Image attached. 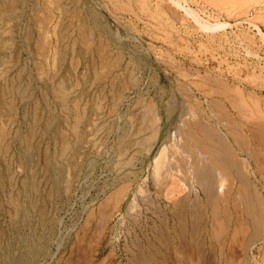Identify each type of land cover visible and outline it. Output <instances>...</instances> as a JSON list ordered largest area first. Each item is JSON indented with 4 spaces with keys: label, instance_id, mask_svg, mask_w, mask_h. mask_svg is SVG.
Masks as SVG:
<instances>
[{
    "label": "rangeland",
    "instance_id": "rangeland-1",
    "mask_svg": "<svg viewBox=\"0 0 264 264\" xmlns=\"http://www.w3.org/2000/svg\"><path fill=\"white\" fill-rule=\"evenodd\" d=\"M0 264H264V0H0Z\"/></svg>",
    "mask_w": 264,
    "mask_h": 264
},
{
    "label": "bare ground",
    "instance_id": "bare-ground-1",
    "mask_svg": "<svg viewBox=\"0 0 264 264\" xmlns=\"http://www.w3.org/2000/svg\"><path fill=\"white\" fill-rule=\"evenodd\" d=\"M73 1V0H72ZM45 6V5H44ZM58 7V6H57ZM49 8V7H48ZM56 8V7H55ZM221 24V23H220ZM48 25V24H47ZM202 25V24H201ZM219 24L217 23V26H218ZM222 25V24H221ZM207 26V25H206ZM220 26V25H219ZM215 27H216V25H215ZM46 35V34H45ZM49 56V55H48ZM44 67V66H43ZM42 69V68H41ZM2 70V69H1ZM199 130V132H201V135L203 136V137H206L207 139L208 138H210V137H212L211 135H212V133L209 131V130H207V128H205L204 126H201L200 125V127L198 128ZM189 135H191V134H189ZM194 135V134H193ZM192 135V136H193ZM192 138V137H191ZM194 138H198V140H200V138L201 137H199V136H195L194 135ZM194 140V139H193ZM196 140V139H195ZM191 141V140H190ZM202 142V141H201ZM216 142V141H215ZM217 143V142H216ZM222 144V143H221ZM199 145H200V143H199ZM218 145H219V143H218ZM165 147V146H164ZM197 147H198V145H197ZM208 147H210V146H208ZM199 148H200V146H199ZM194 150V149H193ZM204 150V149H203ZM209 150H211L212 152H213V150L212 149H209ZM216 151V150H215ZM218 151V150H217ZM219 152V151H218ZM206 153H207V151H206ZM211 153V152H210ZM213 154H214V152H213ZM165 156H166V153H165V150H164V148H162L160 151H159V154L155 157V159H154V165H153V174H154V176H155V178L156 179H158L159 177H164L165 178V176L167 175V177H169V185H170V187H172V186H175L176 188H170V190H169V188H167L166 189V193H167V197H168V194L170 193V194H174L173 196H175V194L176 193H180V192H182L183 191V188L181 187L182 186V180L177 176V172H172L170 169L171 168H169L170 166H168V165H165L164 163H165ZM214 156V155H213ZM170 158V157H169ZM221 160V159H220ZM167 161V160H166ZM196 161V160H195ZM215 162V161H214ZM168 163H169V161H168ZM167 163V164H168ZM187 163V162H186ZM200 164V163H199ZM202 164V163H201ZM164 165L165 166H168V168H169V170H168V168H167V170L164 172V173H162V168L164 167ZM169 165H170V163H169ZM172 166V165H171ZM210 166V165H209ZM193 167V166H192ZM166 168V167H165ZM165 168H164V170H165ZM173 168V167H172ZM196 168V167H195ZM191 169H193V168H191ZM198 169V168H197ZM196 169V170H197ZM205 169V168H204ZM190 170V169H189ZM176 171H179V170H177L176 169ZM209 171V170H208ZM192 172H195V171H193L192 170ZM191 172V173H192ZM186 173V172H185ZM196 173V175H197V180L199 179L201 182H199V184L201 183L202 185L204 184V182L206 181V179H207V177L209 176V175H206V173H205V171L203 170V171H201V170H199L198 172H195ZM195 173H194V175H193V177L195 176ZM216 173V172H215ZM187 174V173H186ZM214 174V173H213ZM187 176H190V175H188L187 174ZM210 176H211V174H210ZM181 178H182V176H180ZM191 177V176H190ZM213 177H214V175H213ZM240 177V176H239ZM219 178V177H218ZM243 178V177H242ZM195 179V178H194ZM223 179V178H222ZM245 179V178H244ZM249 179V178H248ZM213 179H211V181H212ZM210 181V182H211ZM213 181H215V180H213ZM207 183L209 182L208 180L206 181ZM205 182V184L207 185V183ZM217 182V183H216ZM167 183H168V181H167ZM216 184L217 185V187H216V194L218 193V192H221L220 190H222V187H223V182L221 181V179L219 178V180L218 181H215V182H213V184ZM210 183H208V185H209ZM212 184V183H211ZM212 184V185H213ZM201 185V186H202ZM207 185V186H208ZM193 186V185H192ZM205 186V185H204ZM211 186V185H210ZM209 186V187H210ZM203 187V186H202ZM213 187V186H212ZM187 188V187H186ZM205 188H207L206 186H205ZM188 189H189V187H188ZM208 190V189H207ZM170 191V192H169ZM211 192V191H210ZM205 194H207V193H205ZM210 194V193H209ZM215 197H217V196H214V195H212L211 197H210V200H209V203H210V208H211V211H212V215L213 214H215V216H216V213L218 212L217 210V207L218 206H215V205H217V204H215ZM248 203H249V201H248ZM182 204V203H181ZM250 204V203H249ZM249 204H246V207H247V212L249 213V211L251 210V207H250V205ZM178 205V204H177ZM177 209V208H176ZM253 213V212H252ZM217 214H219V213H217ZM103 217V216H102ZM260 217V216H259ZM217 221V220H216ZM219 222V221H218ZM193 225V224H192ZM180 227H183V225L182 226H180ZM185 228V227H184ZM195 228V227H194ZM183 230V229H182ZM197 230V229H196ZM238 240V239H237ZM146 261V260H145ZM145 263H149V261H146Z\"/></svg>",
    "mask_w": 264,
    "mask_h": 264
},
{
    "label": "crops",
    "instance_id": "crops-1",
    "mask_svg": "<svg viewBox=\"0 0 264 264\" xmlns=\"http://www.w3.org/2000/svg\"><path fill=\"white\" fill-rule=\"evenodd\" d=\"M200 126H198L197 127V130H199L198 128H199ZM206 128V127H205ZM207 130H209L208 128H207ZM206 138V137H205ZM196 139V140H195ZM194 141L197 143V145H198V148H199V146H200V148L199 149H204V152H206L207 151V153H210L211 152V154L213 153L211 150H209V149H211L210 147H208V145H206V144H203V141H202V139L200 138V140H198V138H194ZM202 141V142H201ZM199 143H200V145H199ZM214 154H215V152H214ZM167 160V161H166ZM170 159H169V157L168 156H165V165H168V166H170L169 165V163H168V161H169ZM168 163V164H167ZM200 163V164H199ZM202 163V160H197V164H195V165H192L191 166V168H193V169H187V171H186V173L187 174H189V175H192V177H193V175H194V173L195 172H198L199 170H201V171H205V173H206V175H209L208 177H207V179H206V181L208 180L209 182L208 183H210L209 185H208V183H207V185L205 184V182H204V184L202 185L201 183L199 184V182H201L199 179H198V184L199 185H202L201 187H202V189L203 190H205V192L204 193H207V194H205L206 195V198L207 199H210V197L213 195V193H211L210 191V188L212 187V186H210L211 185V179H212V176H210V171H208L209 169L208 168H206V167H204V164H201ZM189 164V163H188ZM164 165V167H163V170H162V173H164L166 170H167V168H168V166H165ZM166 167V168H165ZM196 167V168H195ZM164 168H165V170H164ZM169 168H171V167H169ZM169 168H168V170H169ZM198 168V169H197ZM205 168V169H204ZM197 169V170H196ZM172 172H179V171H176V169H170ZM192 170L193 171H195V172H192ZM192 172V173H191ZM166 173V172H165ZM179 173H181V172H179ZM194 178H197V175H196V173H195V176H194ZM211 181V182H210ZM207 187V188H205V186ZM188 185L187 184H185V183H183L182 184V188L184 189L183 191H182V193L184 192H187V191H189V189H188V187H187ZM210 186V187H209ZM176 188L175 186H172L171 188ZM187 187V188H186ZM216 188V187H215ZM208 189V190H207ZM216 190V189H215ZM210 193V194H209Z\"/></svg>",
    "mask_w": 264,
    "mask_h": 264
}]
</instances>
